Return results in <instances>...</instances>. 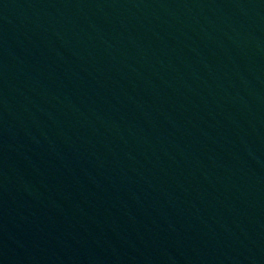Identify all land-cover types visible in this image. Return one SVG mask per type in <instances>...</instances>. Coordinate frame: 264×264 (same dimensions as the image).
I'll return each mask as SVG.
<instances>
[{"label": "water", "instance_id": "water-1", "mask_svg": "<svg viewBox=\"0 0 264 264\" xmlns=\"http://www.w3.org/2000/svg\"><path fill=\"white\" fill-rule=\"evenodd\" d=\"M0 264H264V0H0Z\"/></svg>", "mask_w": 264, "mask_h": 264}]
</instances>
